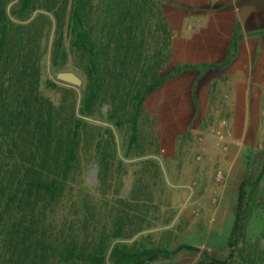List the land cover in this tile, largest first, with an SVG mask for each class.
I'll use <instances>...</instances> for the list:
<instances>
[{
  "label": "rangeland",
  "instance_id": "rangeland-1",
  "mask_svg": "<svg viewBox=\"0 0 264 264\" xmlns=\"http://www.w3.org/2000/svg\"><path fill=\"white\" fill-rule=\"evenodd\" d=\"M138 1L146 4L129 37L140 62L114 76L112 61L103 63L107 73L93 85L67 25L75 0H34L22 14L20 0H0L10 28L0 68V167L52 180L73 150L59 191L15 209L21 254L7 260L6 253L0 264H89L65 262L72 249L111 264L115 246L156 250L145 264H264V0H207L202 11L218 17L226 46L212 60L174 67L168 46L176 31L167 23L187 8L180 0ZM126 2L85 0L79 28L94 50L102 40L115 56L116 40L127 36ZM154 61L159 78L189 68L167 77L136 113L138 77ZM58 71L74 72L81 84L57 81ZM239 191L242 234L228 247Z\"/></svg>",
  "mask_w": 264,
  "mask_h": 264
},
{
  "label": "trees",
  "instance_id": "trees-1",
  "mask_svg": "<svg viewBox=\"0 0 264 264\" xmlns=\"http://www.w3.org/2000/svg\"><path fill=\"white\" fill-rule=\"evenodd\" d=\"M34 0H20L18 5L17 14H22L31 9V5ZM85 0H75L72 4L68 27L72 30L75 35V39L78 45L85 51V73L88 79L91 80L93 85L102 83L101 75H106L104 69L100 66L104 63L107 65L112 61V68L109 69V75L119 74L122 71V67L126 64L129 67H135L141 60L140 55L137 52L130 54L135 48V41L133 37H129L133 29H135L134 21L144 11L146 2H139L138 0H127L125 3V10L121 13L122 19H127L128 26L127 36L123 39H117L114 48L113 55L108 56L104 52L103 47L105 44L100 43L99 49H95V45L91 43L86 35V32L82 31L79 27L81 26V18L83 17L84 3ZM113 5V3H112ZM45 8L48 9L46 6ZM9 20L5 13L3 5L0 4V68H1V57L6 43V37L9 32ZM164 29V28H162ZM235 39L231 40L230 46L235 45ZM60 40L57 41L55 51L60 48ZM126 49V51H125ZM156 63H152V66H146L141 72L138 79L142 81V87L137 90L133 96L135 100V112L138 113L142 106L145 98L150 95L155 88L160 85L167 77L175 75L180 69L189 68V66H181L173 69L169 74L159 78L155 71ZM5 72L0 69V97L3 93V76ZM108 75V77H109ZM142 75V76H141ZM104 80V78H103ZM95 93L93 90L89 92L84 102L81 112L88 115L90 105L94 99ZM4 96L0 98V103H4ZM78 125V123L76 124ZM73 150H68L67 156L65 157L64 164L60 169V172L56 179L48 180L41 178L40 174L29 172L27 170H20L19 168L13 167H0V259L4 260L7 253V260L18 259L20 257V249L22 247L24 234L14 227L18 226V221H14L16 218L12 214L15 209H18L19 205L23 202H27L31 196L38 193H47L49 196H54L62 185L64 173L68 170L69 157H71ZM244 192L239 191L237 196V205L234 212L233 222L229 231L227 245L228 247H235L238 243V239L242 234V219L245 207ZM12 231H16L15 237ZM20 234V237H19ZM8 248L6 249L5 246ZM9 248L12 250L9 252ZM190 250V247L180 246L178 249ZM9 254V257H8ZM26 256V255H25ZM157 256V251L152 249H141V250H130L123 247L115 246L109 253V260L111 264H145L148 261L153 260ZM61 258L69 263H89V264H102L103 257L101 254L94 253L88 254L85 252L77 251L75 249L66 251L65 254L61 255ZM7 262V261H6ZM212 264H220V262L212 261ZM195 264H206L204 259L197 261Z\"/></svg>",
  "mask_w": 264,
  "mask_h": 264
},
{
  "label": "crops",
  "instance_id": "crops-1",
  "mask_svg": "<svg viewBox=\"0 0 264 264\" xmlns=\"http://www.w3.org/2000/svg\"><path fill=\"white\" fill-rule=\"evenodd\" d=\"M180 2L187 10L179 7L177 11L180 12L173 17L174 21L167 23L173 24L176 31L169 39V64L174 67L180 63L194 64L214 59L219 55L220 47L226 46L229 34L225 42L220 39L218 17L202 11L209 7L207 0H180ZM188 9H196L199 12ZM182 71L179 72L180 75H183Z\"/></svg>",
  "mask_w": 264,
  "mask_h": 264
},
{
  "label": "water",
  "instance_id": "water-1",
  "mask_svg": "<svg viewBox=\"0 0 264 264\" xmlns=\"http://www.w3.org/2000/svg\"><path fill=\"white\" fill-rule=\"evenodd\" d=\"M57 81L72 85L79 86L81 84V79L71 71H58L54 74Z\"/></svg>",
  "mask_w": 264,
  "mask_h": 264
},
{
  "label": "built area",
  "instance_id": "built-area-1",
  "mask_svg": "<svg viewBox=\"0 0 264 264\" xmlns=\"http://www.w3.org/2000/svg\"><path fill=\"white\" fill-rule=\"evenodd\" d=\"M262 92H263V95H264V86H263V88H262ZM223 125V122H221L220 124H219V126L221 127ZM222 132H221V129H217L216 131H215V134L216 135H218V134H221ZM220 173L219 172H217L216 173V176H215V179L216 180H219L220 179Z\"/></svg>",
  "mask_w": 264,
  "mask_h": 264
}]
</instances>
